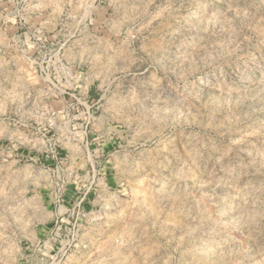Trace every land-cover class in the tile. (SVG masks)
<instances>
[{"label": "rangeland", "instance_id": "374dc122", "mask_svg": "<svg viewBox=\"0 0 264 264\" xmlns=\"http://www.w3.org/2000/svg\"><path fill=\"white\" fill-rule=\"evenodd\" d=\"M0 264H264V0H0Z\"/></svg>", "mask_w": 264, "mask_h": 264}, {"label": "bare ground", "instance_id": "6f19581e", "mask_svg": "<svg viewBox=\"0 0 264 264\" xmlns=\"http://www.w3.org/2000/svg\"><path fill=\"white\" fill-rule=\"evenodd\" d=\"M250 200H251V199H250ZM201 253H202V252H201ZM204 253H206V252H204ZM206 255H207V254H206ZM204 256H205V255H204ZM204 256H203V257H204ZM199 257H200V256H199ZM201 257H202V256H201ZM195 258H196V257H195ZM206 258H207V256H206ZM200 259H201V258H200ZM197 260H198V259H197ZM198 261H199V260H198ZM207 261H208V260H207ZM210 262H211V261H210ZM196 263H197V261H196Z\"/></svg>", "mask_w": 264, "mask_h": 264}]
</instances>
